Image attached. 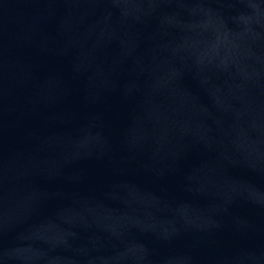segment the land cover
I'll return each instance as SVG.
<instances>
[{
    "label": "water",
    "instance_id": "95a60500",
    "mask_svg": "<svg viewBox=\"0 0 264 264\" xmlns=\"http://www.w3.org/2000/svg\"><path fill=\"white\" fill-rule=\"evenodd\" d=\"M0 264H264V0H0Z\"/></svg>",
    "mask_w": 264,
    "mask_h": 264
}]
</instances>
